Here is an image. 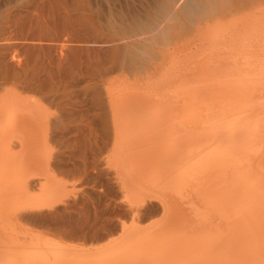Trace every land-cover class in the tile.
<instances>
[{"label": "bare ground", "instance_id": "bare-ground-1", "mask_svg": "<svg viewBox=\"0 0 264 264\" xmlns=\"http://www.w3.org/2000/svg\"><path fill=\"white\" fill-rule=\"evenodd\" d=\"M95 2L119 41L107 54L108 62L134 75L130 83L122 78L118 85L103 87L116 134L122 137L119 146L127 145L129 158H138V176L159 178L160 191L181 193L179 183L186 176L207 175L204 190L197 189L190 201L211 203L235 229L253 217L259 243L244 263L224 260V252L214 256L211 245L205 264H264V0H108L106 8L104 1L101 6ZM2 42L0 48L6 47ZM69 49L75 61L78 46ZM3 89L0 264H75L78 250L61 243L60 236L19 225L24 212L44 205L23 197L21 190L30 189L33 175L47 178L43 192L54 191L43 161L47 143L59 137L57 129L66 119L53 117L37 96ZM167 170H173L170 176L160 175ZM211 181L221 185L211 191L206 186ZM232 204L243 209L234 215ZM173 244L161 249L186 256L192 251L188 244ZM138 248L119 244L90 256L104 255L96 260L100 264H136ZM160 254L153 249L150 257L157 261Z\"/></svg>", "mask_w": 264, "mask_h": 264}, {"label": "rangeland", "instance_id": "rangeland-1", "mask_svg": "<svg viewBox=\"0 0 264 264\" xmlns=\"http://www.w3.org/2000/svg\"><path fill=\"white\" fill-rule=\"evenodd\" d=\"M92 1L0 0V40L6 46L0 48V86L11 93L23 84L17 92L39 97L53 117L66 119V125L57 129L59 137L47 143L43 161L54 191L44 193L47 178L33 175L35 182L21 190L23 197L44 205L24 212L19 225L60 236L61 243L78 250L75 264H100L96 260L104 255L92 257L90 252H107L119 244H126V250L140 246L136 264H205L211 245L214 256L224 252V260L246 262L251 258L248 252L259 243L253 217L241 220L235 229L211 203L201 198L193 204L192 196L209 181L205 174L186 176L179 183L181 193L160 191L159 178L141 179L138 158L130 159L132 149L119 146L122 137L116 134L104 87L110 82L118 85L122 78L132 81L134 75L108 62V53L119 41L106 26L102 7L97 10ZM103 1L106 8L108 0ZM72 44L78 46L75 61ZM172 171L160 175L167 177ZM220 185L206 184L210 190ZM242 209L232 204L230 211L237 215ZM173 243L188 244L192 251L186 256L161 249ZM153 249L161 253L157 261L150 257Z\"/></svg>", "mask_w": 264, "mask_h": 264}]
</instances>
